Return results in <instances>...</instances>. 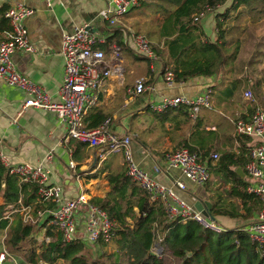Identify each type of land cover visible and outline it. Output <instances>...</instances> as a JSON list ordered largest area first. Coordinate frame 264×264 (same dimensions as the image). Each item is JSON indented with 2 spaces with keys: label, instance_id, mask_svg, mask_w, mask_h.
<instances>
[{
  "label": "crops",
  "instance_id": "1",
  "mask_svg": "<svg viewBox=\"0 0 264 264\" xmlns=\"http://www.w3.org/2000/svg\"><path fill=\"white\" fill-rule=\"evenodd\" d=\"M16 2H22L33 9V13L25 19V25L34 46L33 51L14 52L16 68L41 85L57 101V91L63 81V34L80 26H89L96 36L106 39L113 26L100 18L99 12L107 6L108 0H0V7ZM162 4L148 2L132 8L114 25L122 28V40L126 47L120 50V59H112L109 48L115 42H111L106 47L105 59L118 66L119 73L105 79L98 90L97 101L85 109L83 122L87 127H94L100 118H110L112 130L119 135L131 137V151L148 173L165 185L177 186V183H182L183 193L193 201L198 198L208 201L213 220L225 229H244L256 219L261 202L255 194L246 191L251 179L244 170L245 163L238 166L234 161L245 162L253 144H264V136L259 139L238 136L234 131V121L248 119L253 111L250 102H254L242 97V83L230 93L229 83L234 77H241L240 70L174 81L168 85L158 57L151 60L133 55L135 49L129 37L132 30L150 33L152 44L162 48L164 40L157 37L160 27L158 21L165 17L164 14L163 18H158L163 12ZM163 6L168 8L165 3ZM212 24L214 27V22ZM201 26L204 33L214 39L207 34L204 25ZM4 33L0 31V38L4 37ZM139 79H143L150 88L131 95L129 90L135 87ZM206 88L211 91V105L195 117L190 115L185 106L164 112L151 109V105L163 96L183 94L192 97ZM25 97L22 90L0 80V139L9 161L14 164L41 162L50 171L49 183L59 184L66 197L76 196L82 191L90 199L106 197L110 190L108 175L125 173L122 155L113 153L100 159V148L90 147L74 139L66 140V126L59 122L54 112L32 107L20 110ZM259 104H264V99ZM184 145L203 155L210 173L205 184L197 185L188 181L179 169L166 165L164 152ZM48 153L50 157L45 158ZM212 153L218 154V160L211 158ZM226 155L232 156L224 158ZM23 183L26 182L19 180L21 189L17 199L21 198L32 210L46 207L37 202L36 185L33 192L31 185L22 186ZM125 194L130 196L131 188ZM254 196L256 198H252ZM4 203L0 192V205ZM32 213L36 216V213ZM17 217L21 218L19 215ZM45 224L43 218L35 223L41 233H44ZM0 233V252L6 251L10 255L4 264H10V261L16 264L14 255L3 244L5 229Z\"/></svg>",
  "mask_w": 264,
  "mask_h": 264
},
{
  "label": "built area",
  "instance_id": "2",
  "mask_svg": "<svg viewBox=\"0 0 264 264\" xmlns=\"http://www.w3.org/2000/svg\"><path fill=\"white\" fill-rule=\"evenodd\" d=\"M138 5V0H108L107 6L99 12V16L109 25L114 26ZM32 13L33 9L22 2L9 5L4 12L9 29L5 31L4 37L0 38V80L26 94L20 110L24 111L32 107L54 112L59 122L66 126L65 139H74L90 147L100 148V159L109 154L120 153L125 163V174L162 205L168 218H180L183 221L190 219L197 222L203 229L215 233L224 231L225 228L221 224L189 206L175 195L171 188L140 167L133 160L131 137L116 134L111 128L110 118H105L95 127L85 126L83 122L85 109L97 101L98 90L105 79L119 73L118 66L108 63L105 59V52L100 47L106 43L104 37L96 36L86 26L77 27L72 32L63 34L61 41L63 81L57 91V101H54L41 85L17 70L13 60L14 52L17 50L28 52L34 49L25 25V19ZM129 37L138 54L151 60L156 59V53L146 36L130 31ZM109 50V56L112 59H120L119 46L111 45ZM164 80L168 85L173 84V75L170 70L164 71ZM148 88L150 87L145 85L144 80L139 79L129 93L139 94ZM242 96L248 101H253L254 108L248 119L234 121L235 134L262 138L264 136V104L256 102L249 88L243 90ZM210 105L211 91L206 88L192 97L183 94L163 96L157 103L151 105V109L154 112H163L185 106L190 115L195 117L202 109L209 108ZM49 157L50 153L45 158ZM211 158L216 161L218 154L212 153ZM163 159L168 167L179 168L189 180L197 184H205L210 178L206 163L201 161L196 152L187 147L166 151ZM0 165L10 174L18 176L21 182L35 184L37 202L46 205V207L32 210L29 205L22 202L21 198L4 203L1 218L7 220L8 224L18 215L23 222L30 224H35L38 219L43 218L46 220L45 226H42L44 233L52 229L59 233L62 242L65 243L75 240L93 243L100 238L110 240L112 237L115 221L109 217L106 210L93 204L86 192L82 191L76 196L66 197L59 184L49 183L50 171L41 162L38 164L11 163L3 151L1 139ZM244 170L251 179L246 186V191L255 194L261 202L256 219L244 230L255 250L264 255V144L256 142L252 145ZM177 186L179 189L184 188L182 183H177ZM32 212L36 213V216ZM43 239L49 241V236L44 234ZM9 256L6 251L0 252V264L9 260Z\"/></svg>",
  "mask_w": 264,
  "mask_h": 264
},
{
  "label": "trees",
  "instance_id": "3",
  "mask_svg": "<svg viewBox=\"0 0 264 264\" xmlns=\"http://www.w3.org/2000/svg\"><path fill=\"white\" fill-rule=\"evenodd\" d=\"M138 1L139 5L160 2L168 6L166 8L163 4L161 5L162 15L165 14V17L162 21H158L160 27L157 37L164 40L162 48L155 43L152 44L149 39L150 33L144 36L150 41L163 67L162 70H170L175 82L199 76H213L219 72L226 74L234 72L233 66L238 55L237 44L231 50L229 49L221 24L234 12L238 13L241 5L249 4V0H232L224 12L215 14V29L219 34L214 39L204 33L200 20L206 13L224 5L227 0ZM7 7H0L1 32L9 29L8 21L4 17ZM219 17H222L221 21ZM122 38V28L113 26L105 39L104 52L111 42H115L120 49L126 47ZM103 46L100 47L103 48ZM133 55L137 58L149 59L135 50ZM242 81V77H234L229 83L230 93ZM256 101L261 103L263 100L257 98ZM250 104L254 108V104L252 102ZM104 119L105 117L100 118L99 123ZM187 148L196 152L195 149ZM197 154L203 161V155ZM231 156L226 155L224 158ZM248 160L249 150L245 162L235 160L234 164L242 166ZM228 172L234 174L231 170ZM107 179L110 185L107 196L92 198L90 201L106 210L109 217L115 221L110 240L100 238L91 246L80 240L65 243L62 242L59 233L48 229L46 233L51 238L49 241L40 243L39 252H35L32 242L29 257L31 263L38 264L42 260L43 264H56L58 261L64 264H264V255L255 250L243 228H226L220 233H215L203 229L194 220L170 219L166 216L162 205L133 183L125 173L110 174ZM26 184L31 185L34 192L35 184L28 182L23 183L22 186ZM130 188L131 195L127 196L125 192ZM20 189L18 176L10 174L0 165V192L4 202L17 200ZM1 211L2 205H0V215ZM4 229L3 244L9 251L6 250L13 254L18 251L20 244L26 238L29 239L39 227L23 222L20 217L10 224L1 218L0 231ZM110 242L113 243V248L108 251L107 244ZM154 248L158 251H154Z\"/></svg>",
  "mask_w": 264,
  "mask_h": 264
},
{
  "label": "rangeland",
  "instance_id": "4",
  "mask_svg": "<svg viewBox=\"0 0 264 264\" xmlns=\"http://www.w3.org/2000/svg\"><path fill=\"white\" fill-rule=\"evenodd\" d=\"M231 1L232 0H227V2L223 6H219L217 7L216 10L208 12L204 16H202L200 23L201 25L202 24L204 25V27L208 32L207 34H210V36L216 38L217 35L219 34L215 29V21H216L215 14L224 12L225 8L229 6ZM249 2H250L249 4L241 5L238 8V13L234 12L233 14L228 16L227 17L228 19L226 21H223L221 26L224 29V33H225L224 35H225V39L228 41L229 49L231 50L237 44L238 55H237V60L233 66V71L234 69L237 71L240 70L239 74H241V77L243 78L242 81L243 88L244 89L249 88L253 93L255 100L257 98L263 100L264 99V95H263L264 93V0H249ZM162 16L163 15L160 14L158 15V18L161 19ZM219 18L221 21L222 17ZM213 22H214V27L212 24ZM151 28L152 27H150L149 30H151ZM137 33L145 35V33L140 30ZM242 97L245 99L244 96ZM114 132L116 134H119L116 131ZM131 143L132 140L130 142V145ZM133 153L134 152H132L133 160L140 167H142L139 164V162L136 160ZM184 178L188 181H191L185 175ZM166 186L171 188L175 193V195H177L180 199L184 200L189 206L193 207L194 201L188 196H186L183 193L182 189H179L177 186L170 184H167ZM43 236L44 233H41L39 230L36 229L29 239L26 238L25 241H23L20 244L18 251L13 252L12 254L14 255L13 257L16 260V264H33L31 263V261H29V257L32 251L31 250L32 242L34 243L35 246L34 248L35 252H39L40 249L38 247L40 246V243L44 241L46 242V240L43 239ZM1 237L2 236H0V238ZM85 243H87L88 246H91L93 244L92 242H85ZM5 248L8 250V247L5 246ZM112 248H113V243L110 242L109 244H107L108 251H110ZM153 250L158 251L157 248H154ZM10 264H15V263L10 261ZM38 264H43V261L40 260ZM56 264H64V262L58 261Z\"/></svg>",
  "mask_w": 264,
  "mask_h": 264
},
{
  "label": "water",
  "instance_id": "5",
  "mask_svg": "<svg viewBox=\"0 0 264 264\" xmlns=\"http://www.w3.org/2000/svg\"><path fill=\"white\" fill-rule=\"evenodd\" d=\"M86 28L89 29L90 27L86 26ZM237 171H239V173H241L239 168H237ZM193 207L197 211H200L203 215L213 219L212 216L209 213L211 205H210V203L208 201L198 198V199H196V201H194Z\"/></svg>",
  "mask_w": 264,
  "mask_h": 264
}]
</instances>
